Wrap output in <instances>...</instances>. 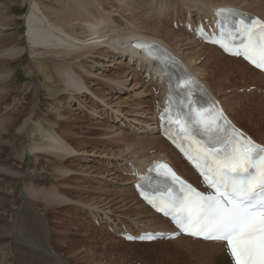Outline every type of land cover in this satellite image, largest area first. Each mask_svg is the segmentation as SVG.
<instances>
[{"label":"rangeland","instance_id":"374dc122","mask_svg":"<svg viewBox=\"0 0 264 264\" xmlns=\"http://www.w3.org/2000/svg\"><path fill=\"white\" fill-rule=\"evenodd\" d=\"M27 1L0 0V264H56L49 263L42 252L31 251L23 242L13 239V220L17 218L22 206L24 220L23 222L22 219L19 218V220L25 225V232L33 230V241L39 248H44L48 240L50 250L68 264H192L197 262L198 256L196 257L194 253L186 254L181 250L176 252L181 246L178 243L166 241L167 244L139 246L137 244L142 243L127 242L121 235L125 229L136 230L142 226L147 228L156 226L153 217L144 213L137 196L130 189L131 185L126 184L131 175L128 169L130 163L133 162L140 167L139 164L146 161H143L140 154H137L136 158L135 155L129 154V156V151L124 152L132 151L137 144L127 143L123 137L133 135L132 137L139 140L138 138L144 136L142 140H149V136L142 134L143 129L139 130V128L148 127V124H145L149 121L148 118L153 116L156 119L155 110L161 104L157 82L144 84V72H139L132 67L133 71L138 72L137 77L134 80L127 77L122 80V86H118L111 80H121V74L127 73L126 69L120 65L107 68L102 71L101 77L93 76V78L90 77L92 75L81 70L82 65L86 67L90 64L86 63V58L77 55L71 58L64 54L58 58V54L53 52L55 50L48 51L34 47L27 37V30L24 27L26 23L24 24L25 21H23L29 14ZM69 1L37 0L36 2L40 5L42 14L48 13L55 19L57 16L53 13L56 10L62 11L65 5L66 7L73 5L71 1H74V4L78 1L81 4L85 3L88 7H92L87 13V16L94 14L92 24H97L100 16L108 17L112 21L110 29L117 37L126 36L128 33L124 31L133 29L127 20L133 11L134 18L139 20L143 17L137 20L139 28L143 29H139L140 32L153 33L157 35L155 37L167 40L170 45L187 56H191L202 48L197 42H192V38L182 31V24L172 25L173 11L186 5L182 0ZM196 1L205 0H188L187 4L192 6V2ZM159 4L170 8L168 20L165 23L156 15L158 14L156 7ZM184 7L181 11V19H184L182 16L185 12ZM146 13H149L154 21L157 20L156 23L159 26L156 27H163L164 32L153 31L154 23L145 21ZM58 16L63 19L64 14L59 12ZM142 20L144 24H147L146 26L141 24ZM150 24L154 27L152 28ZM169 30L182 34L180 38H183L184 43L181 44L177 38H168L166 33ZM18 48H28V51L23 56H16L12 50L17 51ZM29 49H36V51ZM204 51L199 60H193V65L203 74V78L212 88L209 87L223 102L227 97H233L232 102L240 103L238 108L233 107V112L230 114L242 128L264 142V129L261 128L258 120L254 119L256 117H253L257 114L254 112L255 100L248 97L258 90L245 92L252 83L249 79H241L237 74L230 76L226 72L225 76L220 75L221 69H215V62L208 58L212 51L208 49ZM91 59L96 60V58ZM228 64L231 66L230 63ZM64 65L78 73L81 71L83 76L88 75L85 76L87 79L82 81L86 80L87 85L97 96L103 99L109 98L107 103L109 106L93 107L94 99L84 100L85 97L92 98L82 93L78 95L77 101H74L70 91L64 87V77L57 74V68L60 67L63 71ZM106 85H112L113 88L110 89ZM77 102L82 104L83 109L76 112L71 109ZM249 102L255 107L248 105ZM147 111L148 113H145ZM259 115L261 118L264 117L263 114ZM40 128L59 137L82 155L65 159L61 158L62 155L53 152L35 153L29 156L27 154L29 148L45 143L44 137L38 132ZM152 145L151 148L154 149L156 146ZM164 146H160L161 150ZM141 148L148 153L145 160L157 156L156 150L148 151L149 148ZM174 152L167 150L171 159L175 160L174 156L179 159ZM163 157V154L160 155V158ZM126 159H130V163ZM181 162L193 173L184 161L181 160ZM197 182L196 178L193 183ZM28 190L34 192L36 197L29 199ZM42 192L56 194L63 200L45 202ZM71 201L82 203L90 208L85 209ZM105 213L108 215L105 216ZM94 217L99 220H102L101 217L103 219L107 217L109 220L104 219L99 225ZM42 220L45 225L42 224ZM110 222L118 224L119 232L115 234L109 232ZM87 250L93 253L92 257L88 256ZM208 258H200L197 264L208 262Z\"/></svg>","mask_w":264,"mask_h":264},{"label":"bare ground","instance_id":"6f19581e","mask_svg":"<svg viewBox=\"0 0 264 264\" xmlns=\"http://www.w3.org/2000/svg\"><path fill=\"white\" fill-rule=\"evenodd\" d=\"M36 1L37 0H28L27 1L28 5H29V14L23 20V21H25L24 24L26 23V26H24V27H25V30H27L26 31L27 37H28L31 45H33L36 48H40V49H44V50H48V51L55 50L53 52L55 54H58L57 55L58 58L61 57V54L69 55V57H71V58L75 55H77L79 57L81 56L82 58L84 57V59L86 58L87 59L86 63H90V64H87L86 67L85 66L83 67V65H82L83 63H82L81 64L82 65L81 70L84 73L86 72L89 75H92L90 77H93V76L98 77V76L102 75V73H103L102 71H105V69L114 68L116 65H120L123 67V69H126L127 73H125L123 75L121 74V80H111V82L118 84V86H122V84H123L122 80L127 79V77H128V79L131 78V80H134L135 77H137L138 72L133 71L131 69L132 67H135V70H137L139 72H141V71L144 72V74H145L144 81H143L144 84H147V83L152 84V83H154V81L157 82L158 90L161 94V104H159V106L155 110L156 119L153 116L151 118H148L149 121L145 122L146 125L148 124V127L144 126V128L143 127L139 128V130L143 129L142 134L149 136V140L148 141L142 140V138L144 136L138 138L139 140H137L135 137H132L133 135L123 137V140L125 142L137 144V145H135V147L132 151L126 150L124 152L129 151L128 155L129 154L132 156L135 155L134 157H136V158H137L136 155L140 154L141 158L144 159V160L143 159L142 160L146 161V162H143L144 165H142L143 163L140 161V163H142V164H139V165H141L139 167L137 164L135 165L133 162L130 163V159H126L130 163V168H128V167L127 168L130 169L129 173L131 174L130 178H128L129 181H127L126 184L128 183L131 185L130 189L132 190L133 194L136 195V193L134 191V183L137 181L136 180L137 175L139 173L145 174L147 172V170L149 169V167L158 161L164 160V161L170 163L174 167V169L184 179L188 180L192 184L194 181H196V176L192 175L193 173L190 172L187 169V166L181 162L182 159L180 157L178 159L177 157L174 156V158H175V160H174L168 156L167 150L174 152V149L172 147H170V145L159 135L158 115L161 112V110L167 104V99H168V97H167V84H168V82L166 84V82L162 81V78H164V77L162 76L159 65H157L156 62H154V60H152L143 51H139L138 49L132 47V43L136 40L156 42V43H159L160 45L164 46L165 48L169 49L170 51H172L178 58H180L189 67V69L191 70V72L194 75L198 76L204 82L205 86L219 100V102L223 106V108H224L225 112L227 113V115L229 116V118L240 129H242L248 135L253 137L256 141H258L259 143L264 145L263 141L257 139L256 137L253 136V134H250L249 131L242 128V126H240L237 123V121L234 120V118L230 114V112H233V107L236 106V108H238L240 106V103L239 102H232L231 100L233 97H227L223 102V100H221L219 97H217L215 92L211 89L212 88L211 85L205 81V79L203 78V74L198 72L196 67L193 65V60L194 59L199 60L200 56H202L205 53L204 50L208 49V50L212 51L208 58L210 61L215 62V65H216L215 69L216 68L221 69V70H219L220 75L221 74L224 75L227 72V74L230 76L237 74L241 77V79H249L250 83H252V84H251V86H248L245 89V90L248 89L245 92L248 93L252 90H255V91L258 90V92H253V93H251L250 96H248V97L252 98L253 101L255 100L256 107H255V105H250V102L248 103V105L252 106L253 108L255 107L256 110L254 112H257V114L253 117H256L254 119H257L258 121L257 120H255V121L260 123L262 126L261 128L264 129V117L261 118L259 115V114L264 115V73L252 68L251 66H249L247 63H245L244 61H242L239 58L229 57V56L223 54L222 51H220L218 48H216L212 45L204 44L203 42H201L198 39V35H197L198 32H202L204 29L208 28L209 26H214V24H216L217 16L215 13H216V10L218 8H234V9H238V10H242V11H247L250 14L261 18L264 21V0H235V1H226V2H217L214 0H205V1L192 2V6L187 4L188 0H182V2L184 4H186L185 7L182 6V8L183 7L185 8L184 15H182L184 19H181V16H180L182 8H177V10L173 11L174 18L172 17V25L174 23H177V25L182 24V29H183L182 31L185 32V34L187 36H190L192 38V42H194V43L197 42L198 44H200L202 46V48L200 50L192 53L191 56H187L184 53H181L178 49H176L175 47L170 45L167 40L157 38V37H155L157 35H155L153 33H145V31L140 32L139 29L140 30H143V29H141V27L139 28V26L137 24L138 18H136V17L134 18L133 11L131 13L132 14L131 17L127 18L130 26H132L133 29L129 28L128 31H124V32L128 33L126 36L117 37V36L113 35V32L110 29V24L112 23V21H110L111 19H108V17L100 16V18H99L100 20L97 22V24H94V25L92 24L93 23L92 19H93L94 14L87 16L88 10H90L92 7L91 8L88 7L85 3L81 4L78 1L77 4H74L73 3L74 1L70 0L73 5L67 6V7L65 5L64 8L62 9V11L56 10L53 13L57 16V19H55L54 17L51 18L49 16L50 14H48V13H46V15L42 14L41 10H40V5ZM121 4L123 5V3H121ZM156 8L158 9V14H156V15H158L159 18L163 19V23L167 22V20H168L167 15H169L170 8L166 7V5L162 6L160 4L157 5ZM59 12H61L62 15L64 14L63 19L58 18ZM175 13H176V15H175ZM150 14H151V12H150ZM128 15H130V14L128 13ZM47 16L50 18L51 21L49 20V18ZM136 16H139V14L138 15L136 14ZM175 17H176V19H175ZM141 18H143V17H141ZM151 18H153V17L149 16V13L145 14V21L148 23H154V24H152L155 26V27L153 26L155 29L153 31L156 32L157 30H160V31L164 32L163 27H156V26H159L156 23L157 20L154 21ZM132 23H133V25H132ZM144 23H145L144 21H143V23L141 22V24H143V26L144 25L146 26L147 24H144ZM10 25H12V24H10ZM150 26H151V24H150ZM136 27H138V28H136ZM189 28H191V30H192L191 33L188 32ZM180 30H181V28H180ZM146 31L148 32L147 29H146ZM183 32H181V33H183ZM216 32H217V30H216ZM166 34L168 35V38L169 37H170V39H176L177 38L181 44L184 43L183 42L184 40H182L183 38H180L182 34H179V32H176L175 30H169ZM190 37H189V39H190ZM55 39H56V41H55ZM186 45H187V43H186ZM29 50L34 51V52L36 51V49H29ZM12 51H13V54L16 56H20V55L23 56V54L28 51V48L27 49L26 48L25 49L18 48L17 51H14V50H12ZM5 56L8 57V55H6V54H5ZM91 58H96V60H93ZM76 60H77V58H76ZM81 61H83V59ZM228 63H230L231 66ZM236 63L239 65H237ZM59 65H60V67H62L61 64H59ZM60 67L57 68V74L60 76L62 75L64 77V87L67 91H70V95L73 97L74 101H77L78 95H80V93H82V94H86L87 96H90L92 98V99H89V98L85 97L84 100L89 101V100L94 99L93 107L97 106V108H98L100 106H106V107L109 106L107 104L108 101L110 100L109 98L103 99L100 96H97L90 89L91 87L89 85H87L86 80L82 81V79H87V77H85V76H88V75L84 74V76H83L81 71L78 73L71 68H67V66H65V65H64V70L61 71V69H63V67L61 69H60ZM205 69H207V68H205ZM97 71H98V73H96ZM61 79H62V77H61ZM106 86H108V85H106ZM108 87H110V89L113 88L112 85H110ZM252 99H250V100H252ZM257 103H258V105H257ZM74 105L75 106L72 107V109H71L73 111L77 112V111L83 109V106L80 102H77ZM92 110H94V112H95L94 108ZM243 110H245L244 107H243ZM145 113H148V111ZM149 114H150V112H149ZM38 132L40 135H42L44 137L45 143L41 146H38V147L29 148L28 152H27V154L29 156H32L35 153L53 152L55 154L62 155L61 158L65 159V158L72 157V156H81L82 155L81 153H78L76 150H74L73 148L68 146L59 137L48 133L44 129L40 128V129H38ZM111 133L115 134V132H111ZM152 144H154L156 146V147H154V149L151 148L153 146ZM160 146H164L165 149L163 147V149L161 150ZM141 147H144V149L149 148L148 151L152 150V149L156 150L157 156L155 155V157H151V158L145 160V158H147L148 153L144 152V150H142L143 148H141ZM162 154L164 157L160 158V155H162ZM175 154L178 155L177 153H175ZM133 160H135V158ZM128 161H127V163H128ZM134 162L137 163V161H134ZM179 168L181 171L179 170ZM186 175L188 176V178ZM190 179H193V180H190ZM28 193H29V196H28L29 199L36 197L34 192H31L30 190H28ZM42 193H43V201H45V202H54V201L63 200V198L61 196H57L56 194L46 193V192H42ZM137 199H138V197H137ZM139 202H140L139 204H141L143 207L142 209H143L144 213H147L153 217V219H154L153 221H154L156 226L154 228L153 227L147 228V227L142 226L141 228H138L136 230L125 229L124 232H122V234L125 235L127 233H131L134 235H140L142 232H149V231L168 232V231L172 230V227H171L168 220L162 218L160 215L151 211L146 205L143 204L142 201L139 200ZM71 203L79 204V205L83 206V208H85V209L90 208L89 206L84 205V204L82 205V203H79V202H72L71 201ZM22 212H23V206H22L20 212L18 213L17 218L15 220H13V225H12L13 226V239H16L20 242H23L28 247V249H30L31 251L36 250V251L42 252L43 256L49 260V263L68 264L67 262L60 259L57 255H55L50 250V247L48 246L47 237H46V240H47L46 246L44 248H39L34 243V241H33V235H34L33 230L30 229V230H28V233H26L25 232L26 231L25 225H23V223H21L19 220V218L22 219V222L24 220V216H22ZM106 215H108V214L105 213V216ZM101 219L102 220H99V218L94 217L95 222L99 225H100V221L103 222L104 219L109 220L107 217L104 219L101 217ZM110 223H111V225L108 226L109 232L114 233V234L116 232H119L118 231V224L113 223V222H110ZM42 224L45 225L43 220H42ZM46 235H47V233H46ZM168 242L180 244L181 246L178 247L176 252L181 250L182 252H185L186 254L194 253V255L196 257L197 256L199 257V258L197 257L198 261L202 257L203 258L209 257L208 258L209 261L206 263H203V264H228L230 262L229 256L226 253L225 245L223 243H220V242H206V241H202V240L192 239L189 237H179L177 240L168 241ZM168 242H166V241H163V242L154 241V242H151V244L142 243V244H137V245L146 246V245H153L156 243L157 244H160V243L161 244L162 243L167 244ZM129 244H131V243H129ZM174 250H176V249H174ZM105 251H107V250H105ZM107 253H110V252H107ZM110 254H112V253H110ZM92 255H93L92 252L88 253V256L92 257ZM198 261L194 262L192 264H197ZM114 263H115V261H114Z\"/></svg>","mask_w":264,"mask_h":264},{"label":"snow or ice","instance_id":"6c2138e0","mask_svg":"<svg viewBox=\"0 0 264 264\" xmlns=\"http://www.w3.org/2000/svg\"><path fill=\"white\" fill-rule=\"evenodd\" d=\"M222 13L218 10V14ZM236 24L235 31L222 30L215 42L226 51L235 47V55H243L250 63L264 68V23L248 25L237 20ZM237 40L239 44L235 43ZM134 46L146 47L141 42ZM185 105L187 112L172 113L169 109L162 119L178 125L184 137L191 140L194 152L185 151V155L211 191L205 194L196 190L165 164L157 166L165 169L164 194L158 195L159 189L154 190L152 198L142 194L181 232L225 242L234 264H264V146L237 130L222 110L197 108L188 97ZM197 136L203 139H196ZM176 184L179 188L174 191Z\"/></svg>","mask_w":264,"mask_h":264}]
</instances>
